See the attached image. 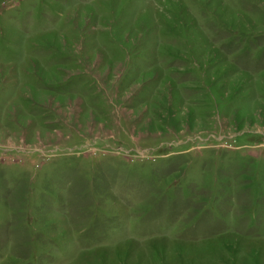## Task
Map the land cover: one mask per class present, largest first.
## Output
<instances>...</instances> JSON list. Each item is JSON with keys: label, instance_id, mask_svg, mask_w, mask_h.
Listing matches in <instances>:
<instances>
[{"label": "rangeland", "instance_id": "1", "mask_svg": "<svg viewBox=\"0 0 264 264\" xmlns=\"http://www.w3.org/2000/svg\"><path fill=\"white\" fill-rule=\"evenodd\" d=\"M0 264H264V0H0Z\"/></svg>", "mask_w": 264, "mask_h": 264}]
</instances>
